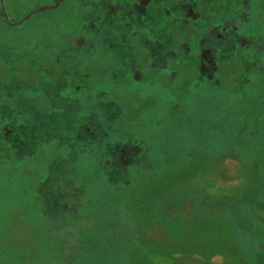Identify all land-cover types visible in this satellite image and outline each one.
I'll return each mask as SVG.
<instances>
[{"label": "rangeland", "instance_id": "obj_1", "mask_svg": "<svg viewBox=\"0 0 264 264\" xmlns=\"http://www.w3.org/2000/svg\"><path fill=\"white\" fill-rule=\"evenodd\" d=\"M59 1L0 0V264H176L173 252L189 239L147 231L144 221L167 208L186 213L187 163H196L191 179L224 183L212 171L224 158L188 160L189 138L205 137L219 154L238 143L249 160L263 146L243 134L251 135L252 113L264 134V0H65L54 8ZM170 58L175 67L164 73L180 72L172 94L146 80ZM237 61L249 73L239 85L222 72L223 86L211 82L217 66ZM188 71L196 75L184 84ZM261 155L254 158L264 162ZM246 177L241 197L264 200L263 174ZM242 223L264 239L262 222ZM262 248L242 256L256 260Z\"/></svg>", "mask_w": 264, "mask_h": 264}, {"label": "flooded vegetation", "instance_id": "obj_2", "mask_svg": "<svg viewBox=\"0 0 264 264\" xmlns=\"http://www.w3.org/2000/svg\"><path fill=\"white\" fill-rule=\"evenodd\" d=\"M182 29H183L182 33L185 35L187 30L183 26H182ZM257 35L259 36V38L257 39L256 44L258 43L257 47H258V53H259L263 49V47L261 46L262 36H260L259 33ZM249 56L250 55L246 56V58ZM223 58H226V57H223ZM175 61L176 60H174L172 58L168 59V64L166 66L162 67L159 75L157 74L158 75L157 80H155V70H150V71L146 72V73H148L146 75L147 83L150 86L152 84L153 85L156 84V85H158V87L159 86L163 87L166 85L167 90H168V87L172 88L171 91H167V92L169 94L174 93L177 90V85L176 86L172 85V82H173L172 79L174 80V82L177 81L179 78L180 72L174 71V68H173L172 70H170L171 77H169V76H167V74L164 73V71L166 69L169 70L170 68L175 67L174 66ZM193 61H195V63L197 64L196 60H193ZM243 62L237 61L235 65L232 64V67L230 68V70H229V68H227V70L223 69V67H224L223 64L217 66V68H216L217 72L215 74V79L211 82H213L215 84H220V85L223 84L224 78H223L222 74L226 73L229 75L234 74L235 80L232 79L234 81L231 80L230 83L234 82L236 85H239L240 84V78L244 79L242 77V74H245L246 76L249 75V73H247V71H246V67L243 68V64H242ZM241 66H242V69H239ZM248 68H249L250 72L255 69L254 66L251 65V63L249 64ZM194 70H195V68H194ZM238 70H242L241 75H240V72H238ZM172 71H174V73ZM221 72H222V74H221ZM173 74H174V77H173ZM195 75L196 74L188 71V74L183 76L185 78L184 84L187 81V79H191ZM164 77L169 78L171 80L166 83L163 81ZM236 77H238L239 79H236ZM159 78H161L160 81H159ZM219 90L222 92L224 91L221 88V86L219 87ZM193 101H195V100L193 99ZM250 115H251L250 124H249V121H248V123H245V124L246 125L249 124L248 126L251 127V129L249 131V133L251 135H249V134H243V135H246L247 137L251 136L255 140V138L258 139L260 136H264V134L260 135L259 126L260 125L262 126V123L260 120L261 116H258V114H254V113H252ZM245 124L243 127L240 126V129L243 132L247 133L248 130H247V126ZM215 135L218 136V134H215ZM237 139L242 141V139L237 137L235 140L236 143H237ZM205 143L207 145H209L210 149H211V142L205 140ZM234 145L237 148V150L239 151V153L242 154V150H241L240 145L238 143L237 144L234 143ZM211 150L213 152H216L213 149H211ZM262 150H264V145L262 146V148L257 147L254 155L259 154V152ZM243 153H244V151H243ZM216 154H219V153L216 152ZM254 157H256V156H254ZM254 157H253L252 161H255ZM166 158H168V157H166ZM168 159H171L168 162L170 165H172V163H175V159H172V158H168ZM192 167H195V164L192 165ZM226 176L228 177V179L226 181H225V179H222L224 183H220L217 186H221L222 184L226 185V183L230 184L232 182L235 184H237V183L240 184V182L242 180L241 178L243 177L242 175H240L236 179L233 174H227ZM238 179H240V180H238ZM209 182H210L209 179L206 180V182H205L206 183L205 185H207L206 187L213 186V185H210ZM208 193L210 195L207 196L205 194L203 196V198H201L197 195L194 196L193 201L189 205L190 210L188 212L182 214V217H185V216L187 217L186 220H187V225H189V230L187 227V232L184 234V229H183V227H184L183 223L184 222L180 223L179 225L176 224L175 229H171V230H174V232L176 230H178L179 234H178V232H175V235L172 237H175L176 239L179 237L188 238L189 239L188 246H183V248L186 247L188 250L189 249H191V250H203L206 253V256H208V257L210 255V253H214L216 251V249L220 248L221 251L224 252L223 256L226 258L227 263H229V264H256L257 263L256 261H258L259 259L261 261H264V254H260L259 252L257 254L258 259L254 260V258H252L251 261L247 260L244 256H242L240 254L241 247L239 246L238 243L240 240L245 238L244 237L245 231L244 230H238V229L236 230V228H235L234 222H236V220L240 222V214L242 213V210H240L239 207L234 202L230 201V200H236V198L234 196H226V195H224V193L221 194V192H220L219 196H214L215 190H212L211 192H208ZM255 196H257V195H255ZM258 197L260 199H262L261 195H258ZM199 208H201L202 214L199 213ZM174 218H175V216H174ZM198 218H203V220H204V222H203L204 224L200 228L202 230V233L198 229L196 230V232L192 231L193 225L195 223H198V221H196ZM171 230L168 231V230L162 228V226H161V227H158L157 231L163 232L164 233L163 236H165V234H167L168 236H166V237L169 238V234L171 233ZM259 232L260 231L256 230V229L251 230L249 232L250 238H252L251 239L252 240V244H251L252 248L257 249L255 251H259L260 246L264 247V239L259 240L257 238H254L256 235L259 234ZM259 235H262V233H260ZM200 238L202 240H199ZM205 238H208V240H207L208 242L205 241ZM250 238H249V236L247 237L248 240H250ZM194 239L199 241V245H195V243H194L195 246L191 245V242ZM210 241L212 242V244ZM165 243L170 245V242H168V241H166ZM257 243H259V245L256 247L255 245H257ZM262 249H264V248H262ZM255 251L253 250V253H255ZM261 251H263V250H261Z\"/></svg>", "mask_w": 264, "mask_h": 264}, {"label": "crops", "instance_id": "obj_3", "mask_svg": "<svg viewBox=\"0 0 264 264\" xmlns=\"http://www.w3.org/2000/svg\"><path fill=\"white\" fill-rule=\"evenodd\" d=\"M221 85L223 86V84H221ZM175 122H174V125L179 124L177 120ZM181 125H184V124H181ZM198 125H199V127L202 126V124H198ZM160 130H161V126H157L155 132L160 131ZM196 135L197 136L192 134V136L188 140V147L190 150L188 160L193 159L195 157L208 158V159H210V158L215 159L217 157L218 158L222 157V158H224V160H223L224 162L223 161L218 162L212 171L214 173L220 175V178L225 179V181L228 179V177L226 176L227 174H233L236 179L241 174L243 176V178H242L240 183H242L243 186H244V184H247L244 182L245 180L248 181V178L246 177L247 174H249V175L251 174V176L253 177V181H254L255 175L263 174V178H264V162H261V161L256 160V159H255V161H252L254 156L259 157L260 154H262L264 156V150L260 151L259 154H257V155L253 154L250 158L251 160H249L248 158L245 157L246 156L245 153L240 154L239 151L237 150V148H235V145H234V147H231L232 149H230V151L228 153L224 152L222 154H216V152H213L210 149V146L205 143V140H204L205 137L200 138L198 136V134H196ZM153 136L157 137L159 135L155 133ZM202 136H204V134ZM166 139L169 140L170 137L168 136V137H166ZM255 140H257L258 143L262 142V144L264 145V137L263 136L262 137L260 136L258 139L255 138ZM155 148L158 149L159 147H155ZM160 151L162 152L163 149H160ZM164 151L169 153V150H164ZM156 152L157 151L153 150V153H156ZM170 153H171V150H170ZM167 157L175 159V163H172V165L168 164V167L171 168L170 171L175 169V171L173 173V174H175V172L178 170L177 166L180 167L179 165H177L179 163L176 162L178 155L172 154V155H168ZM227 158H228V160H227ZM160 165L162 166L163 164H160ZM175 165H177V166L175 167ZM182 167L184 168L183 173H185V172L187 173L186 174V179H187L186 183H188V186L190 185L189 186L190 192L192 191V194L190 197V204L193 201V198L195 195L203 198V196L205 194L207 196H209L210 194L208 192L215 190L214 196H219V194L221 192V194L224 193V195H226V196H234L236 198V200H230V201L234 202L239 207V209L242 210V213L240 214V222L237 220H236V222H234L235 228H236V230L237 229L238 230H244L245 231L244 237L249 236V238H250L249 232L251 230H254V229L246 227V225H244L242 223V221L244 223L247 222L250 224L253 222L251 224V227L254 226V223H256V224L259 223V221L262 222V224H264V213H262V216H263V218H262L256 212L260 216L258 218V216L251 211V209H253L252 206L258 205V208L259 207L263 208V212H264V200L258 199L259 198L258 196H255L252 199H247V200L243 199V197H241V195H245L247 193V191L241 192V189H244V188L242 186H240V184H238V183L235 184L232 182L230 184L226 183V185L222 184L221 186H216V187L215 186L206 187L207 186V185H205L206 180L204 178H197L196 180H194V179H191L190 177H188V175H190V173H191L190 170L193 169L191 164L189 165V163H187L185 166H182ZM194 168H196V163H195ZM238 185L240 187H238ZM253 186L255 187L254 183H253ZM263 186L264 185H261L262 188H259L260 191H262ZM176 187L177 186L174 185L170 188V196H171L170 198H174L175 194H174V192L172 193V189L173 188L175 189ZM156 204H158V203H156ZM159 204L161 205L160 202H159ZM166 210H167L166 211L167 213H166V216H164V218H160L161 216H158L156 218L158 220L161 219L162 223H165V224L168 223L170 225L169 228L167 226H163V224H161L160 222L158 224V222H157L158 220L157 221L154 220L152 223H150V220H149L150 217H148V219H146L144 221V228L146 229L147 227H150L149 229H146L147 231L148 230L150 231V230H158V227L162 226V228L169 231L173 228V223L174 224L177 223L176 220H179V221H181L180 223H182L187 218L186 216L182 217L181 213H178V212L174 213V211L172 209L170 210L169 208H167ZM189 210H190V208H186L182 211L188 212ZM253 210H255V209H253ZM174 216H175V218H174ZM196 221H198V223H195L193 225V227H197V229L200 230V228L204 224L203 223L204 220H203V218H198ZM151 227H152V229H151ZM187 227L189 230V225H187ZM170 234L172 236H174L173 235L174 233H172V230H171ZM170 234H169V237H172ZM165 235L168 236L167 234H165ZM251 239L252 238H250L248 243H245L243 240L239 241L238 244L241 247V250H240L241 255L244 253V251L247 250V248L252 246L251 245L252 244ZM242 242L245 245H242ZM166 245L168 248H170V245H168V244H166ZM243 246L246 248V250H244ZM223 253L224 252H222L220 248L216 249V251L214 253H210L209 257L206 256V253L203 250H191V249L181 250L180 249V250H176L175 252H173V254H175L174 257L178 260V263H176V264H229V263H227L226 258L223 256Z\"/></svg>", "mask_w": 264, "mask_h": 264}, {"label": "water", "instance_id": "obj_4", "mask_svg": "<svg viewBox=\"0 0 264 264\" xmlns=\"http://www.w3.org/2000/svg\"><path fill=\"white\" fill-rule=\"evenodd\" d=\"M63 1H65V0H60L55 6H53L54 8L55 7H58Z\"/></svg>", "mask_w": 264, "mask_h": 264}]
</instances>
